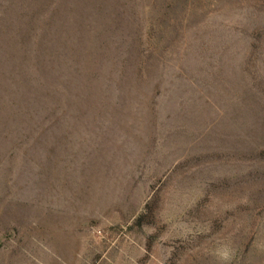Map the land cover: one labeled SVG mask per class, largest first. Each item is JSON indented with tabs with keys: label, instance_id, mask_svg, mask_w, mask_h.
I'll list each match as a JSON object with an SVG mask.
<instances>
[{
	"label": "rangeland",
	"instance_id": "374dc122",
	"mask_svg": "<svg viewBox=\"0 0 264 264\" xmlns=\"http://www.w3.org/2000/svg\"><path fill=\"white\" fill-rule=\"evenodd\" d=\"M83 1L58 116L0 134V264H264V0Z\"/></svg>",
	"mask_w": 264,
	"mask_h": 264
},
{
	"label": "trees",
	"instance_id": "16d2710c",
	"mask_svg": "<svg viewBox=\"0 0 264 264\" xmlns=\"http://www.w3.org/2000/svg\"><path fill=\"white\" fill-rule=\"evenodd\" d=\"M58 1L0 0V134L14 121L57 117L68 86L61 77L89 57L92 25L78 23L74 9L66 13ZM84 1L102 14L104 1Z\"/></svg>",
	"mask_w": 264,
	"mask_h": 264
}]
</instances>
